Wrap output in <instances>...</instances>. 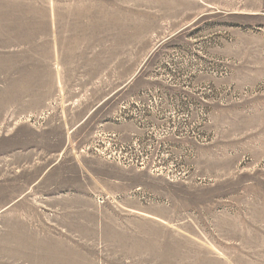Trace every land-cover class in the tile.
<instances>
[{
	"label": "rangeland",
	"instance_id": "rangeland-1",
	"mask_svg": "<svg viewBox=\"0 0 264 264\" xmlns=\"http://www.w3.org/2000/svg\"><path fill=\"white\" fill-rule=\"evenodd\" d=\"M0 264H264V0H0Z\"/></svg>",
	"mask_w": 264,
	"mask_h": 264
},
{
	"label": "built area",
	"instance_id": "built-area-1",
	"mask_svg": "<svg viewBox=\"0 0 264 264\" xmlns=\"http://www.w3.org/2000/svg\"><path fill=\"white\" fill-rule=\"evenodd\" d=\"M158 100H160V98H156V97L149 98V103L157 104ZM144 112H145V110H140V113H144ZM180 112L184 116V119L187 120L188 119V115L187 114L185 115V112H186L185 108H181ZM173 123H174V121H173ZM136 124L139 127H142V128H145L147 125H149L143 119H138ZM185 126H186L187 129H185V130L181 129V130H183V132H185V133H188L189 132V130H188L189 126H187V124H185ZM167 128H168V130L173 129L174 132L176 130V127L171 126V124H168ZM117 141H119L118 137H117L116 134H114V135H109L106 138L99 137L98 140H97V143H101V144H103L105 146V150H104L105 152L103 151L102 154H104V155H106L108 157H111V156L116 154L115 152H112V150L114 148L115 149L117 148V145H118ZM121 147H122V149H124V145H121Z\"/></svg>",
	"mask_w": 264,
	"mask_h": 264
}]
</instances>
